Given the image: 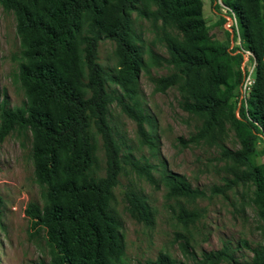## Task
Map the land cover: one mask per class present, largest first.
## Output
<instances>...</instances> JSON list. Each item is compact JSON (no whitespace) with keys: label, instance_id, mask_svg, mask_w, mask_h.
Instances as JSON below:
<instances>
[{"label":"trees","instance_id":"16d2710c","mask_svg":"<svg viewBox=\"0 0 264 264\" xmlns=\"http://www.w3.org/2000/svg\"><path fill=\"white\" fill-rule=\"evenodd\" d=\"M219 2L234 15L240 46L255 58L245 106L236 100L243 77L242 56L238 46L229 49L236 36L222 29L225 18L219 17L216 26L225 37L216 38L203 17L202 0H0L14 19L19 41V51L12 57L14 78L24 97L14 108L0 99V142L13 133L29 139L41 205L30 203L25 214L31 227L44 233L50 252L49 261L39 264H128L112 207L113 189L125 167L153 187L162 185L184 229L198 221L200 213L188 210L180 200L200 199L206 193L166 171L162 163L155 179L156 166L123 150L110 125L115 106L134 122L138 145L154 156L155 124L139 90L141 72L153 66L169 70L151 78L153 90L164 93L175 88L180 108L200 121L194 134L187 140L178 138V144L202 142L219 149L217 160L224 162L230 178L212 186L207 197L226 198L227 191L239 186L249 192L244 199L264 237V147L260 153L255 151L257 141L264 146V0ZM135 19L148 22L166 58L143 49ZM101 41L114 45L111 71L98 61ZM225 124L238 140L237 151L221 143ZM124 198L133 219L151 223L143 196L126 191ZM175 241L195 264H264V245L250 247L240 241L232 248L223 242L217 251L196 258L188 251L187 235L176 233ZM240 248L251 254L248 262L235 258V249ZM136 264L175 263L160 253L154 260Z\"/></svg>","mask_w":264,"mask_h":264},{"label":"rangeland","instance_id":"374dc122","mask_svg":"<svg viewBox=\"0 0 264 264\" xmlns=\"http://www.w3.org/2000/svg\"><path fill=\"white\" fill-rule=\"evenodd\" d=\"M202 3L203 17L208 27L213 29L217 39L223 40L225 35L216 24L219 17L225 18L227 15L225 8L219 5V0H202ZM134 17L133 15L132 18ZM133 25L143 39V49H149L155 55L166 58L164 47L154 38L148 22L135 19ZM221 27L226 29L225 23L221 24ZM229 38L232 39L230 35ZM233 46L236 45L231 42L229 49ZM18 51L19 41L15 34L13 16L0 6V99L4 98L9 108L20 106L24 100L14 78L15 62L12 57L16 56ZM97 51L101 66L111 71L115 65L113 43L101 41ZM168 73V68L164 66H153L147 73L141 72L139 77V90L144 99L145 111L155 124L154 156L147 147L138 145L134 122L120 113L115 106H112L110 125L123 150L129 149L133 157L147 158L150 164L156 166L157 170L152 173L155 179L159 178L158 164L162 163L166 171L182 176L192 188L204 191L206 196L195 200H180L188 210L200 213L198 221L188 223L184 229L182 224L176 221L172 213L175 203L166 200L162 185L159 183L157 187H153L125 167V171L118 176L117 186L113 189L112 207L121 225L126 262L143 263L146 260H154L157 255L163 253L169 255L175 264H195L194 260L179 248L178 242L175 241L176 233L188 236V251L196 258L203 253L217 251L223 242H228L232 248H236L240 241H246L250 247L264 245V237L256 227L253 212L244 199L249 196V192H244L239 186L235 190L227 191L226 198L207 197L212 186L222 185V178L230 176L223 170L224 162L217 160V147L202 142L187 147L178 144V138L187 140L194 134L200 121L180 108L181 98L175 88L164 93L153 90L151 78ZM221 143L232 151L240 148L229 124H225ZM263 147V144L257 141L256 153H260ZM98 153L102 162L101 152ZM99 173L102 175V171ZM126 191L144 197L150 210V224H144L129 215L124 198ZM0 198V264L47 263L50 252L44 233L39 228L33 229L25 214V209L30 203L41 205L40 189L33 179L27 136L13 133L0 142ZM243 204L245 205L242 208ZM234 256L242 263L251 258L249 251L242 248L235 249Z\"/></svg>","mask_w":264,"mask_h":264},{"label":"built area","instance_id":"2783aa9c","mask_svg":"<svg viewBox=\"0 0 264 264\" xmlns=\"http://www.w3.org/2000/svg\"><path fill=\"white\" fill-rule=\"evenodd\" d=\"M219 5H221L220 2H219ZM221 7H224V6L221 5ZM224 8L227 14L225 16L226 29L230 32H234L236 36L235 45L239 47V53L242 56V62L240 64V68H241L243 77H242V82L240 84V88H239V92H238V96L236 97V100L238 103L240 104L243 103L245 106L246 98H247L248 92L253 82V71L255 67V58L250 51L245 50L240 46V39H239L234 15L226 7Z\"/></svg>","mask_w":264,"mask_h":264}]
</instances>
